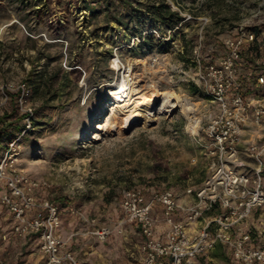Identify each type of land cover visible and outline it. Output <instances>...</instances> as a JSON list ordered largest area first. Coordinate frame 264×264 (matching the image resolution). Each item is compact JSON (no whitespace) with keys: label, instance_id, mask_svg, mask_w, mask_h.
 I'll return each mask as SVG.
<instances>
[{"label":"rangeland","instance_id":"obj_1","mask_svg":"<svg viewBox=\"0 0 264 264\" xmlns=\"http://www.w3.org/2000/svg\"><path fill=\"white\" fill-rule=\"evenodd\" d=\"M114 1L105 15L104 0H93L96 11L88 10L84 0H61L53 12L43 11L40 0H0V83L25 81L34 107L20 164L33 177L50 182L48 197L57 201L62 218L72 217L65 222L68 227L84 231L89 225L68 214L72 205L112 230L104 242L84 235L73 238L82 264L139 263L141 236L120 208L123 189L145 186L150 193L171 188L182 196L203 180L204 160L198 156L191 162L198 149L185 128L193 113L204 120L208 104L187 80L193 49L200 46L207 61L222 52L223 39L240 23L264 27V0H166L181 16L172 28L151 22L143 4L147 0H138L142 5L134 15ZM120 14L128 27L116 21ZM187 48L189 59L183 61ZM115 57L121 59L120 70L112 65ZM128 59L138 60L133 67L141 88L151 91L155 83L160 91L172 92L179 106L157 114L152 125H133L117 133L112 130L115 98L109 90L114 85L104 84L121 79ZM251 62L248 56L245 68ZM16 98L12 92L0 108V128L7 136L17 135L21 131L16 127L24 126ZM5 133H0V148L8 139ZM247 133L264 135V122L249 125ZM41 256L36 240L27 243L10 232L9 214L2 210L0 260L42 264ZM197 264L241 263L225 248L220 256L208 251Z\"/></svg>","mask_w":264,"mask_h":264},{"label":"built area","instance_id":"obj_2","mask_svg":"<svg viewBox=\"0 0 264 264\" xmlns=\"http://www.w3.org/2000/svg\"><path fill=\"white\" fill-rule=\"evenodd\" d=\"M222 46V52L207 61L195 46L193 67L187 72V80L208 103L204 120L193 113L185 125L198 149L191 162L198 156L204 160L203 180L187 187L182 196L171 188L149 193L145 186L121 192L124 217L142 236L138 264H195L219 243L241 264H264V242L253 244L245 227L255 209L264 212V135L244 142L248 126L264 122V27L240 23ZM248 56L252 62L245 68ZM12 92L17 93L25 127L0 149V205L9 214L10 232L27 243L36 240L42 264H82L69 240L84 235L104 242L111 227L68 205V214L90 227L68 236L62 233L61 209L48 197L50 182L33 177L20 164L22 139L34 114L30 88L25 81L0 83V108Z\"/></svg>","mask_w":264,"mask_h":264},{"label":"bare ground","instance_id":"obj_3","mask_svg":"<svg viewBox=\"0 0 264 264\" xmlns=\"http://www.w3.org/2000/svg\"><path fill=\"white\" fill-rule=\"evenodd\" d=\"M120 61L119 57H115L112 61L113 67L122 69L123 65L120 64ZM136 62H138L137 59L136 61L128 59L127 64H124L121 79L116 83L106 82L104 84L114 85L109 87V90L115 98L113 104L116 108L113 111L115 122H113L112 130L117 133H122L123 130L133 125H152L157 119V114L170 113L179 106L172 92L160 91L156 88L155 83H153L151 91L139 86L140 81L136 79V76L139 75L135 74L133 67ZM86 89L88 90V85Z\"/></svg>","mask_w":264,"mask_h":264},{"label":"trees","instance_id":"obj_4","mask_svg":"<svg viewBox=\"0 0 264 264\" xmlns=\"http://www.w3.org/2000/svg\"><path fill=\"white\" fill-rule=\"evenodd\" d=\"M67 2H73L74 4L78 3L79 0H65ZM217 1L220 0H210L211 3H215ZM224 2H226L227 0H222ZM61 2V0H40V3L43 5V11H49V12H53V10L55 9V7L57 5H59ZM93 2V0H84V4L87 7L88 10L90 11H96L95 5H92L91 3ZM137 4H133V0H118V5L122 6L123 8L126 9V11H128V13L130 15H134L137 14L138 11L140 10V7L142 5V2H139L138 0H136ZM115 3L114 0L110 1V0H104V9H105V15H108L107 13H109L110 8L112 7V5ZM227 3V2H226ZM144 6H145V12L148 15V17L150 18L152 23H159L160 25H163L165 27H174L177 26V23L181 20V16L178 14L177 11L173 10L170 5L166 2V0H147L145 2H143ZM126 12V14H128ZM116 21L120 24H123L125 26H129L127 21H122L123 16L120 14L119 17L115 18ZM137 25H140V23H137ZM256 28V27H255ZM136 32L138 33L139 36H141V32L142 30L140 29V27L136 28ZM144 40L148 39L149 36L145 35L142 37ZM181 58L183 59V61H187L189 59V50L188 48L185 50V52H183L181 54ZM193 87L194 84L192 85ZM24 116H22L23 119ZM2 120V117L0 118V122ZM33 121V120H32ZM18 131H21L23 127H16ZM4 128H0V133L2 131V133L4 132ZM6 134V138L7 141L12 138L13 136H7ZM6 141V142H7ZM1 149V148H0Z\"/></svg>","mask_w":264,"mask_h":264},{"label":"crops","instance_id":"obj_5","mask_svg":"<svg viewBox=\"0 0 264 264\" xmlns=\"http://www.w3.org/2000/svg\"><path fill=\"white\" fill-rule=\"evenodd\" d=\"M247 130L245 132V141H248L249 137H252V136H249L247 135ZM244 146V144H242V147ZM252 162V160H250V163ZM254 164V162H252ZM4 210V208L0 205V212ZM7 215H6V219H7ZM10 219V218H9ZM68 220V222L70 223L71 220H72V217L70 219L68 218H62V233L65 235V236H68V232H67V229L69 230V232H74L75 230V227L74 226H71V224H69V227L65 224V222ZM88 227H90L88 225ZM245 227L247 228V230L250 231L251 235H252V242L253 244L256 243V242H264V212H262L261 210L259 209H255L251 216L248 217L245 221ZM163 227H161V229H163ZM138 231V230H137ZM71 232V233H72ZM139 233V232H138ZM141 236V235H140ZM77 237V236H75ZM74 238V237H73ZM73 238L71 240H69V248L73 251L75 257L78 258V255L76 253V250H75V239L73 240ZM89 239H94L96 240L95 238L89 236ZM108 240V239H107ZM142 241V236H141V240H140V243ZM228 249L225 245L219 243L216 245V247L212 250L213 254L215 256H220L222 255V252L224 251V249ZM205 255V254H204ZM204 255L200 256L197 258L195 264H197V262L199 261V258L203 257ZM43 256H41L42 258ZM8 264V263H7Z\"/></svg>","mask_w":264,"mask_h":264}]
</instances>
